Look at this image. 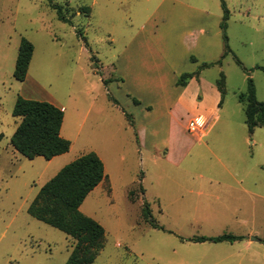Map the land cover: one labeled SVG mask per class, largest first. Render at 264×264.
Instances as JSON below:
<instances>
[{
	"label": "rangeland",
	"instance_id": "obj_1",
	"mask_svg": "<svg viewBox=\"0 0 264 264\" xmlns=\"http://www.w3.org/2000/svg\"><path fill=\"white\" fill-rule=\"evenodd\" d=\"M23 39L34 46L24 82L14 77ZM133 65L151 67L147 83L134 80ZM260 67L264 0H0V264L68 262L75 241L28 209L46 183L91 152L111 184L80 209L106 232L93 264H264V128L250 134L240 101L252 80L264 103ZM194 72L226 79L220 112L201 138L189 131L195 114H170L180 78ZM19 97L66 109L69 152L29 160L14 149ZM171 137L183 145L171 159L185 157L179 166L158 158ZM238 183L257 197L230 198ZM225 234L243 240L190 241Z\"/></svg>",
	"mask_w": 264,
	"mask_h": 264
},
{
	"label": "trees",
	"instance_id": "obj_2",
	"mask_svg": "<svg viewBox=\"0 0 264 264\" xmlns=\"http://www.w3.org/2000/svg\"><path fill=\"white\" fill-rule=\"evenodd\" d=\"M222 7L224 15L221 28L225 34L228 29L230 11L224 2ZM55 8L59 9L60 19L65 20L61 8L58 6ZM89 12L90 9L86 13ZM224 40L225 54L223 57L231 53L226 34ZM33 54V44L23 39L14 72L16 80L22 82L26 80ZM237 63L241 65L240 61ZM221 64L222 61L205 64L201 67V71ZM259 69L264 72V67ZM199 73L184 74L179 80V86H186L188 81L197 77ZM225 80L222 73L217 81L218 89L222 95L220 107L224 102ZM240 101L246 105V124L250 134H254L259 127L264 128V103L257 100L256 89L252 80H249L248 94H242ZM13 115L21 118V123L12 137L11 144L24 157L29 160H34L37 157L52 160L69 152L71 142L61 135L64 111L56 105L19 97ZM2 139L3 136L0 135V142ZM101 184L105 186L107 192L111 191L110 179L106 174L103 161L94 152L85 154L65 166L53 179L46 183L28 209L29 215L34 219L60 230L75 241L73 251L66 264H93L105 247V229L80 210L88 195ZM146 209L148 210V208ZM145 214L148 215L146 212ZM151 225L154 229L164 230L153 219ZM241 240H243L242 236L225 234L210 238L200 237L190 241L218 244L235 243Z\"/></svg>",
	"mask_w": 264,
	"mask_h": 264
},
{
	"label": "crops",
	"instance_id": "obj_3",
	"mask_svg": "<svg viewBox=\"0 0 264 264\" xmlns=\"http://www.w3.org/2000/svg\"><path fill=\"white\" fill-rule=\"evenodd\" d=\"M134 66V65H133ZM150 66H145L140 70V67L137 66V68L134 66L133 68V77L134 80L139 81L142 83H147V81L151 77V71ZM206 70V69H204ZM202 70V71H204ZM201 71V72H202ZM199 73L197 77H194L190 79L186 86H180V93L179 97L175 101L174 109H171L170 114L176 115L181 114L183 112L189 113L192 112L195 114L193 119H191L190 123H193L197 120L202 121L203 126H205L209 120V118L216 113V115L219 114L221 107L219 106L222 96L217 86V81H209L204 77L202 73ZM196 73V72H194ZM191 74V73H186ZM62 109L65 112V108L57 103H52ZM213 105L214 109H212L211 106ZM209 106V107H208ZM208 107V108H207ZM203 133L202 131H199L198 133H193L198 138L200 137V133ZM205 132V131H204ZM253 143V142H252ZM183 151V145L177 144L175 140L172 139L169 141L167 149L164 151V155L158 157L159 159H164L165 161L169 162L173 166H179L182 163V160L185 158L183 157L182 160L179 162H172L171 159L174 157V154H178L179 152ZM157 158V157H156ZM156 162V160H155ZM237 187H229L230 188V194L229 197L233 200L238 201H244L250 202L252 200V197L257 195L255 193H252L251 191L247 190L246 188H243L242 183H238ZM102 185V184H101Z\"/></svg>",
	"mask_w": 264,
	"mask_h": 264
},
{
	"label": "built area",
	"instance_id": "obj_4",
	"mask_svg": "<svg viewBox=\"0 0 264 264\" xmlns=\"http://www.w3.org/2000/svg\"><path fill=\"white\" fill-rule=\"evenodd\" d=\"M201 127H203L202 121L197 120V121L191 123L190 128H189V131L191 133H194L195 134V133H198L200 131V128Z\"/></svg>",
	"mask_w": 264,
	"mask_h": 264
},
{
	"label": "bare ground",
	"instance_id": "obj_5",
	"mask_svg": "<svg viewBox=\"0 0 264 264\" xmlns=\"http://www.w3.org/2000/svg\"><path fill=\"white\" fill-rule=\"evenodd\" d=\"M30 81V80H29ZM31 82V81H30ZM29 83V82H28ZM28 83H27V85H28ZM27 97H28V95H27Z\"/></svg>",
	"mask_w": 264,
	"mask_h": 264
},
{
	"label": "water",
	"instance_id": "obj_6",
	"mask_svg": "<svg viewBox=\"0 0 264 264\" xmlns=\"http://www.w3.org/2000/svg\"><path fill=\"white\" fill-rule=\"evenodd\" d=\"M253 240H255V239H253Z\"/></svg>",
	"mask_w": 264,
	"mask_h": 264
}]
</instances>
